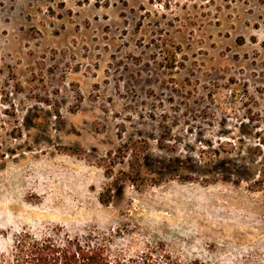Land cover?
<instances>
[{
  "label": "rangeland",
  "instance_id": "rangeland-1",
  "mask_svg": "<svg viewBox=\"0 0 264 264\" xmlns=\"http://www.w3.org/2000/svg\"><path fill=\"white\" fill-rule=\"evenodd\" d=\"M57 226L264 264V0H0V264Z\"/></svg>",
  "mask_w": 264,
  "mask_h": 264
},
{
  "label": "trees",
  "instance_id": "trees-1",
  "mask_svg": "<svg viewBox=\"0 0 264 264\" xmlns=\"http://www.w3.org/2000/svg\"><path fill=\"white\" fill-rule=\"evenodd\" d=\"M109 242L96 232L72 234L62 226L41 237L25 231L15 239L12 264H201L180 259L163 243L127 255L114 253Z\"/></svg>",
  "mask_w": 264,
  "mask_h": 264
}]
</instances>
